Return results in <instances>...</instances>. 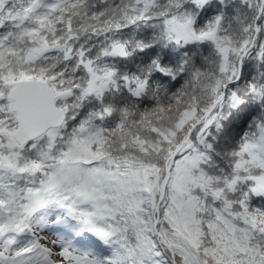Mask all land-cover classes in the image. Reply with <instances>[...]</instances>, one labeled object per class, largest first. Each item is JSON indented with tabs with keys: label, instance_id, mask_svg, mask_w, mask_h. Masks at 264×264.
<instances>
[{
	"label": "snow or ice",
	"instance_id": "obj_1",
	"mask_svg": "<svg viewBox=\"0 0 264 264\" xmlns=\"http://www.w3.org/2000/svg\"><path fill=\"white\" fill-rule=\"evenodd\" d=\"M0 264H264V0H0Z\"/></svg>",
	"mask_w": 264,
	"mask_h": 264
}]
</instances>
